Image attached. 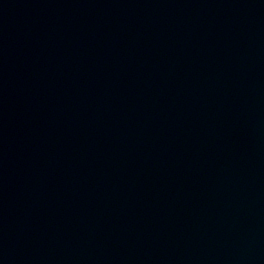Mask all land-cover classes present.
<instances>
[{
	"label": "water",
	"instance_id": "95a60500",
	"mask_svg": "<svg viewBox=\"0 0 264 264\" xmlns=\"http://www.w3.org/2000/svg\"><path fill=\"white\" fill-rule=\"evenodd\" d=\"M0 264H264V0H0Z\"/></svg>",
	"mask_w": 264,
	"mask_h": 264
}]
</instances>
